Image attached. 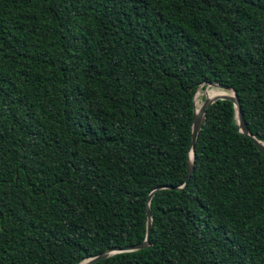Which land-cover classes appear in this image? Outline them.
Instances as JSON below:
<instances>
[{"label":"trees","instance_id":"1","mask_svg":"<svg viewBox=\"0 0 264 264\" xmlns=\"http://www.w3.org/2000/svg\"><path fill=\"white\" fill-rule=\"evenodd\" d=\"M212 83L264 142V0H0V264L143 241ZM235 113L207 108L151 245L91 264H264V154Z\"/></svg>","mask_w":264,"mask_h":264},{"label":"water","instance_id":"2","mask_svg":"<svg viewBox=\"0 0 264 264\" xmlns=\"http://www.w3.org/2000/svg\"><path fill=\"white\" fill-rule=\"evenodd\" d=\"M209 86L216 87V88H224V89L228 90L229 92H231L232 95L229 96L228 94H223L221 96H217L214 98L205 97V99H204L201 107L199 108V110H195V106L193 103L194 109H193V116H192L191 125H190V127H191V143H190V151L188 154L189 159L186 162V167H185L186 175H185L184 182L182 185L179 184V185H175V186H164V187L158 186V187L154 188L149 193V195L146 199V206H145V216L147 218L145 239L139 243H136V244L132 243L130 245H127V246H124L121 248L109 249V250L103 251L97 255L85 257L83 260L78 262V264H91V263L96 262L97 260H99L101 258L107 257L108 255L116 253V252H128L130 250H138V249H141V248H144V247L151 245V243L149 242V237L151 234L152 218L150 217V211H149V207H148L150 200H151V197L155 193V191H157L161 188H171V189H179L180 188V189H182L187 185V183L190 180L191 174H192L191 172L193 170V163L192 162H193V156H194V145H195V142L197 140L198 134L200 132L201 124L204 121V116H205L207 108L210 105H212L213 103H215L216 101L221 100V99H228V101L233 102L235 110H236L234 118H235V122H236L237 126L239 127V131L241 133L249 136L250 138H252L253 141L255 142L257 148L264 154V142L257 139L255 136H253L250 133L249 128L246 126V123L243 119V114L241 111L239 100H238V97H237L235 91H233L232 89H229L228 87H225L221 84L219 85L216 83L209 84Z\"/></svg>","mask_w":264,"mask_h":264},{"label":"bare ground","instance_id":"3","mask_svg":"<svg viewBox=\"0 0 264 264\" xmlns=\"http://www.w3.org/2000/svg\"><path fill=\"white\" fill-rule=\"evenodd\" d=\"M210 88H211V86L208 87V88L206 89V91H208ZM199 91H200V90H199ZM199 91H198V92H199ZM204 94H205L206 96H210V95L213 94L212 96H210V97H208V98H214V97H217V96H221V95H223V94H228L229 96L232 95L231 92H229L228 90H226V89H224V88H215V89H213L212 91L207 92V93H205V92H202V93H201V91H200V93H199L197 99H196V97H194V106H195V110H197V105H198L199 99H200L201 96L204 95ZM195 95H196V94H195ZM200 107H201V106H200ZM200 107H199V108H200ZM199 108H198V110H199Z\"/></svg>","mask_w":264,"mask_h":264},{"label":"rangeland","instance_id":"4","mask_svg":"<svg viewBox=\"0 0 264 264\" xmlns=\"http://www.w3.org/2000/svg\"><path fill=\"white\" fill-rule=\"evenodd\" d=\"M208 87H210V86H209V85L200 86L198 90H200L201 93H202V92H203L205 89H207ZM211 87H212V86H211ZM215 88H216V87H215ZM198 90H197V91H198ZM197 91H196V92H197ZM204 99H205V96L202 95V96H201V102H202V103H203ZM201 105H202V104H201Z\"/></svg>","mask_w":264,"mask_h":264}]
</instances>
